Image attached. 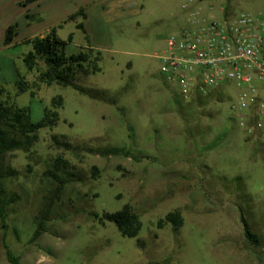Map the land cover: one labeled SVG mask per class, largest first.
<instances>
[{
    "label": "rangeland",
    "instance_id": "rangeland-1",
    "mask_svg": "<svg viewBox=\"0 0 264 264\" xmlns=\"http://www.w3.org/2000/svg\"><path fill=\"white\" fill-rule=\"evenodd\" d=\"M24 1L0 0V100L29 107L34 122L52 99L61 97L63 107L58 125L41 130L28 152L0 158V190L14 200L6 230L0 222V264H12L4 231L20 264H264V153L233 121L236 88L227 86L222 102L203 109L183 99L180 107L156 58L169 37L243 12L264 14V0H39L23 7ZM11 25L17 36L5 46ZM52 29L64 41L72 37L69 55L101 53V72L81 75L77 84L106 91L117 105L47 86L27 70L23 58L33 47L23 42ZM18 79L28 92L17 94ZM54 136L73 145L125 148L131 157L77 156L56 148ZM58 157L77 174L68 181L57 173L67 180L61 187L49 175ZM126 205L142 222L136 238L94 216ZM176 211L183 227L159 229ZM241 211L258 248L244 236ZM43 217L44 231L35 239Z\"/></svg>",
    "mask_w": 264,
    "mask_h": 264
},
{
    "label": "trees",
    "instance_id": "trees-1",
    "mask_svg": "<svg viewBox=\"0 0 264 264\" xmlns=\"http://www.w3.org/2000/svg\"><path fill=\"white\" fill-rule=\"evenodd\" d=\"M37 1L39 0H25L21 5L26 7ZM81 13L82 11L80 14ZM71 19H73V17ZM78 27L84 30L83 24H80ZM16 36L17 26H9L6 31L4 45H12ZM70 43H72V37H69L68 41H64L57 36L55 29H52L45 36H38L34 39L24 41L23 44H31L33 47V51L29 52L23 58L27 70L29 72L38 73L39 82L47 86L56 84L62 87H72L80 94L86 95L92 100L117 105V99L115 97H109V94L106 91L92 88L89 89L77 84L79 76L82 75L88 77L101 72L99 66L101 62V53L96 52L95 56H93L92 53H94V50L90 49L89 52L81 51L77 54L69 55L67 53V46ZM16 87L18 89L17 94H23L30 90L28 84L22 79L16 81ZM2 93L3 90L0 89V94L2 95ZM173 93L175 94V101L178 102L181 107L183 101L182 98H180L176 92ZM31 94L33 97L35 96L34 92H31ZM223 97L224 95L221 90L208 96L197 97L193 102L195 104L194 107L196 109H203L213 103L222 102ZM62 107L63 99L61 97L52 99L51 108H46L43 117L39 121L34 122L29 107L19 108L6 101L0 100V158L3 155L19 150L28 152L39 142V132L41 130L52 129L58 125V110ZM219 140L210 146L208 150L218 147V144L220 143ZM52 142L56 148L71 152L77 156L86 154L99 155L101 157H131V152L125 148L93 147L87 144L73 145L62 136L52 137ZM93 169L98 171L97 167H94ZM73 170L74 167H72L67 160L58 157L55 162L54 171H51L49 175L61 187L67 182V180L73 181L74 179H77V174ZM59 172L65 173L69 178L67 180L63 179L58 176L57 173ZM0 178H5V176L2 175ZM13 202L14 200L12 198L8 200L0 190V222L4 230L7 228V209ZM94 216L101 224H105V222L114 224L124 238H136L142 230L140 216L134 213L129 205H126L122 210L115 213L104 212L102 215L94 214ZM240 219L246 240L254 247H260V241L253 233L251 225L243 211H241ZM44 220H46L45 217H43L37 224V229L34 235L35 239L44 231L42 227ZM183 224V217L176 211L169 213L164 219H161L158 222V227L159 229H162L164 225H171L175 231H178L183 227ZM6 238L7 234L6 231H4L3 241L9 261L12 264H20L19 259L13 257L10 248L6 244Z\"/></svg>",
    "mask_w": 264,
    "mask_h": 264
},
{
    "label": "built area",
    "instance_id": "built-area-1",
    "mask_svg": "<svg viewBox=\"0 0 264 264\" xmlns=\"http://www.w3.org/2000/svg\"><path fill=\"white\" fill-rule=\"evenodd\" d=\"M156 58L164 81L184 101L234 85V122L264 153V14L243 12L171 36Z\"/></svg>",
    "mask_w": 264,
    "mask_h": 264
},
{
    "label": "crops",
    "instance_id": "crops-1",
    "mask_svg": "<svg viewBox=\"0 0 264 264\" xmlns=\"http://www.w3.org/2000/svg\"><path fill=\"white\" fill-rule=\"evenodd\" d=\"M68 47V46H67Z\"/></svg>",
    "mask_w": 264,
    "mask_h": 264
}]
</instances>
